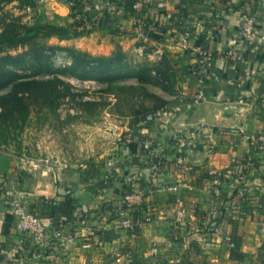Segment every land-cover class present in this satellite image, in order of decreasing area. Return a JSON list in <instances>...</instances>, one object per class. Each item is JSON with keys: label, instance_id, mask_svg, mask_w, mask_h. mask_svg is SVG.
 I'll list each match as a JSON object with an SVG mask.
<instances>
[{"label": "crops", "instance_id": "obj_1", "mask_svg": "<svg viewBox=\"0 0 264 264\" xmlns=\"http://www.w3.org/2000/svg\"><path fill=\"white\" fill-rule=\"evenodd\" d=\"M263 1L149 0L146 6L142 0L136 14L122 11L118 21L127 31L136 29V21L152 22L156 43L165 48L178 73L180 89L164 108L167 114L154 126L132 132L147 139L151 135L157 145H150V150L159 155L163 166L149 178L152 156L138 149L132 152L126 145L123 166L116 158L98 165L109 181L102 189L91 181L82 184L74 172L58 183L54 165L21 166L16 155L0 148V190L9 205L0 209V264L59 263L58 259L69 256L56 254L70 246L72 254L85 248H118L121 240L128 239L115 211L121 203L118 190L135 181L138 193L143 194L140 215L151 211L155 221L137 227L143 246L131 262L182 264L187 240L193 238L198 248L194 260L202 258L204 264H264V150L257 152L255 140L264 134V40L247 46L237 38L242 16L249 12L257 14L256 28L264 33ZM92 23L87 26L89 32L78 30L76 37L65 41L93 55H108L119 40L110 32L114 24L100 19ZM174 25L181 27L177 34ZM120 38L119 43L128 40ZM233 47L240 55L236 61L226 55ZM201 87L205 94L198 98ZM112 176H116L114 181ZM154 184L155 188L149 186ZM67 194L73 198L75 211L71 218H61L58 227L66 242L59 247L65 248L53 247L47 255L30 254L34 243L29 238L21 240L14 206L38 213L43 227L50 230L49 204H61ZM177 200L195 213L187 225L174 226ZM213 215L216 220L209 219L207 224L205 220ZM217 226L219 233L213 232ZM234 246L243 259L230 258ZM122 260L127 257L117 258Z\"/></svg>", "mask_w": 264, "mask_h": 264}, {"label": "rangeland", "instance_id": "obj_2", "mask_svg": "<svg viewBox=\"0 0 264 264\" xmlns=\"http://www.w3.org/2000/svg\"><path fill=\"white\" fill-rule=\"evenodd\" d=\"M75 1L18 0L0 3V30L14 23L39 28L36 39L25 50L42 45L58 46L112 59V64L103 74L87 67L75 74L82 78L84 71L93 72V77H101L102 80L72 76L75 67L70 56L58 49L51 51L48 60H33L35 68L19 71L28 78L15 83L9 95L7 89L11 86L3 88L4 93H0V148L16 155L21 166L38 169L40 165H54L58 169L55 172L59 177L56 180L58 183L61 182L59 179L74 172L82 180L94 182L101 188L100 181L105 179V174L98 165L116 158L123 166L127 161L123 152L129 135L139 127L148 129L154 126L144 123L145 115L168 107L180 86L174 64L165 48L156 43L155 32L146 36L137 21L134 24L136 29L127 31L118 21L123 15L120 6L131 7L135 11L140 9L142 0H96L94 3L98 5V10L87 21L79 18L83 13L82 7L74 8ZM79 11L80 14L76 13ZM109 17L115 21L110 32L119 40L108 55H93L66 43L65 40L77 36L78 30L80 33L89 32L87 26H91L95 19L105 24L109 22ZM105 18L108 20L105 21ZM120 37L128 40L119 43L123 41ZM22 51L10 50L12 54ZM21 81L24 83L20 84ZM147 140L148 145H157L151 135ZM153 153L152 157L158 159L159 155ZM121 155L125 156L122 160ZM115 177L110 180L114 181ZM138 186L139 182H132L134 189ZM129 206L133 214H140L142 199H131ZM115 211L118 213L120 210ZM146 213L152 214L153 219L145 223L155 221L154 213L144 211ZM138 228L127 230L128 239L121 240L118 248L102 247L96 251L85 248L74 254L71 246L65 251L60 250L56 255L64 257L67 252L69 259L55 258L60 261L55 264H142L131 262L136 260L137 251L143 246L138 241ZM21 238L28 237L22 235ZM192 241L193 238H188L186 244L190 246ZM35 251L46 255L50 252L33 249L30 254ZM122 256H126L127 260L117 261ZM202 261L200 258L190 264H204Z\"/></svg>", "mask_w": 264, "mask_h": 264}, {"label": "trees", "instance_id": "obj_3", "mask_svg": "<svg viewBox=\"0 0 264 264\" xmlns=\"http://www.w3.org/2000/svg\"><path fill=\"white\" fill-rule=\"evenodd\" d=\"M18 0H0V3H11ZM94 1L96 0H76L74 2V8L80 9L84 5H94ZM146 3V6L149 4V0H144ZM124 13H127L128 15H134L136 14V10L134 11L131 7H119ZM81 13V11L77 12ZM92 14V13H91ZM105 21L108 20L107 18L104 19ZM114 19L109 17V22H115ZM176 21V19H175ZM140 24L143 25L142 31H144L146 36H150L153 33L152 22L150 20L145 21H139ZM114 24V23H113ZM174 24L180 25L179 22H175ZM175 26V25H174ZM181 30V27L175 26L176 34ZM39 28L38 27H29L26 25L17 26L15 23L9 24L4 26L0 30V93H4L5 90H2L3 88H7L11 86L9 89H7V94L13 90V85L17 82H19L20 79H27V75H21L19 71H24L29 68H35L32 64V61L36 58H39L40 60L45 59L48 60L49 55L51 54V51L53 49H58L61 51L67 52V54L71 58V62L75 67V71L72 74V76L78 77L76 72L77 70H85L87 67L93 72H97L100 74H103L108 70V67L112 64V59L108 57H94L91 56L83 51L66 48V47H58V46H38L35 49L25 48L31 44L33 40L36 39L37 35L39 34ZM51 33V32H49ZM48 36V35H47ZM51 36V34H49ZM48 36V37H49ZM22 49V52H15V54H12L10 50H18ZM46 63V61H43ZM41 69V68H40ZM84 75L82 78L84 79H96V80H102L101 77H93V72L90 73L88 71H84ZM36 75H43L42 73H35ZM81 78V79H82ZM104 79V78H103ZM33 81V80H32ZM24 83L23 81L20 82V84ZM19 100V99H18ZM132 141H128L127 145L130 149V151L134 152L138 149V152H143V145L144 142L147 140V138H143L142 133H132ZM149 178H154L153 171L150 170L149 172ZM107 179L101 180V188H107L109 186V183H107ZM79 182L82 184L85 182V180L79 179ZM109 182V181H108ZM138 183V181H135ZM117 190V189H115ZM121 194V197L119 200H122L125 194H134L138 193V189H134L132 187V182L122 186V191L118 190ZM3 191L0 190V209H7L9 207L8 203H6L3 200ZM75 211L74 207V201L71 195L67 194L64 197V201L59 205H54L52 202L49 204V216L52 223V227H59L61 218H71L72 214ZM30 212L36 213L33 210ZM22 237V236H21ZM23 240V238H21ZM26 240H23L25 242ZM177 244L179 241H176ZM198 252V248L195 245V243L191 242L190 246H188L186 253L183 256L182 262L183 264H190L193 263L194 257L196 256V253ZM230 258L232 259H243V255H241L238 252L237 246H234V248L231 249L230 252ZM188 261V262H187Z\"/></svg>", "mask_w": 264, "mask_h": 264}, {"label": "built area", "instance_id": "obj_4", "mask_svg": "<svg viewBox=\"0 0 264 264\" xmlns=\"http://www.w3.org/2000/svg\"><path fill=\"white\" fill-rule=\"evenodd\" d=\"M264 3V1H263ZM98 10V5L94 3L93 6L84 5L82 7V12L80 17L83 21H87L88 17H91V13ZM77 13V12H76ZM216 17H219V15H215ZM78 20V16L76 17ZM257 23V14L254 12L244 13L242 16L241 25L237 34V38L239 42H242L243 44H246L247 46H254L258 44L259 42L264 40V33L258 32L256 28ZM141 29L143 27L142 24ZM121 27V26H120ZM186 36L189 35V33H185ZM204 57H208L207 53L203 52L201 53ZM232 61H236L240 58L239 53L237 52L236 48H231L227 51L226 54ZM200 82H202L200 80ZM202 89L196 94V97L203 98L204 97V87H201ZM167 114L165 109L156 110L153 112H150L145 115L144 117V123L147 124H154L162 120V118ZM174 138L178 140V142L182 141V137L180 135H174ZM129 141H132V136L129 135L128 137ZM256 148L257 152L264 150V134L258 136L256 139ZM143 149L145 151V154L148 156H153V153L150 150V145L147 144V140L144 142ZM154 159L151 163V168L153 172H157L156 169L158 167L162 166V161ZM145 161H149L146 156H144ZM178 162L180 163L181 160L178 159ZM147 163V162H146ZM153 186L154 188L156 185H149ZM161 189L165 188L167 190H175V187H160ZM131 199L141 200V194L140 193H134V194H125L124 197L121 200L120 203V211L118 212V215L122 219V227L125 230H133L139 226L142 225V223L150 222L153 219L152 214H133L132 210L130 209V201ZM13 215L17 217V231L23 235L27 236L29 239H31L34 243V249H38L39 252H46L45 250H51L53 247H56L60 244L64 243L63 237L60 236L58 233L57 227H52L50 230H47L45 227H43L39 214L38 213H32L30 211L25 210L21 205L17 204L13 208ZM195 218V213L192 211L186 209L183 207L179 201H176V208L174 211V226L176 225H187L189 221L193 220ZM216 216L213 215L212 217L205 220V222L208 224L209 219L216 220ZM51 221V220H50ZM262 227H264V222H261ZM220 228L217 226L214 227L213 232L219 233ZM69 240V239H67ZM38 255V254H37ZM41 253H39L38 256H40Z\"/></svg>", "mask_w": 264, "mask_h": 264}, {"label": "water", "instance_id": "obj_5", "mask_svg": "<svg viewBox=\"0 0 264 264\" xmlns=\"http://www.w3.org/2000/svg\"><path fill=\"white\" fill-rule=\"evenodd\" d=\"M80 84V83H79Z\"/></svg>", "mask_w": 264, "mask_h": 264}]
</instances>
